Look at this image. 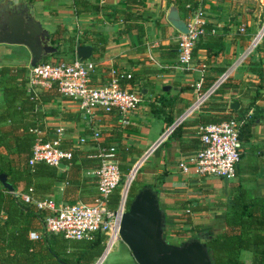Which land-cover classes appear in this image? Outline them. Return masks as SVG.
Listing matches in <instances>:
<instances>
[{"label":"crops","instance_id":"1","mask_svg":"<svg viewBox=\"0 0 264 264\" xmlns=\"http://www.w3.org/2000/svg\"><path fill=\"white\" fill-rule=\"evenodd\" d=\"M19 1L30 5L34 17L47 29L57 53L72 50L75 56L76 43L91 47L87 59L94 63L90 74L93 85L106 83L110 71L115 69L130 73V78L121 79L119 85L138 95L137 106L128 114V124L123 125L115 111L96 109L88 120L77 104L58 93L54 85L37 91L43 93L32 110L37 135L50 138L54 130L62 126L60 146L70 148L77 162L94 158L95 144L99 142L114 146L115 161L120 169L132 165L200 93L223 71L232 68L225 85L217 88L218 91L187 116L173 134L153 148L138 171V182L150 187L157 196L164 214L163 228L182 232L167 233L176 238L172 243L190 238L202 241L200 233L204 229L222 228L226 208L239 189H245L251 196L264 194V23L257 31L259 14L230 8L224 0H204L206 32L194 43L188 65L181 66L176 59L179 32L165 18L174 0ZM178 10L185 20L186 11L179 7ZM241 26L243 31H239ZM253 35L252 42L257 44L246 53ZM66 55L63 60L73 58H68L69 53ZM2 64L27 67L28 51L20 45L0 43ZM233 102L237 106L230 108ZM217 115L243 120L239 127L241 154L233 177H200L182 171L177 164L200 147L198 127L212 122L211 118ZM93 130L99 131L96 141L91 138ZM80 137L86 139L84 143H78ZM0 154L7 163L16 161L12 148L5 150L0 146ZM64 164L65 168H57L65 170L67 164ZM93 171L82 170L77 177L75 202L89 201L95 194ZM64 185L56 182L50 191L31 197H53L56 202L67 203L63 196ZM19 186H16L17 192ZM3 220L4 215H0V223ZM31 240L42 243L32 252L33 264H62L56 255L69 259L65 264H74L71 246L79 239ZM44 244L55 251L60 248L58 244L68 246L56 255L47 253L43 258L41 255H46ZM118 249L104 264H136L126 246ZM243 251L247 250L240 252ZM99 254L89 264H93ZM1 256L2 253L0 264H4Z\"/></svg>","mask_w":264,"mask_h":264},{"label":"built area","instance_id":"2","mask_svg":"<svg viewBox=\"0 0 264 264\" xmlns=\"http://www.w3.org/2000/svg\"><path fill=\"white\" fill-rule=\"evenodd\" d=\"M183 6L186 11L187 31L179 33L176 39V59L181 66L188 65L194 43L206 32L204 0L186 1ZM239 31H243V26L239 28ZM93 68L94 63L91 60L78 59L76 56L67 61L48 60L38 62L34 66L28 64L25 76L26 89L35 93L41 88H50L54 85L58 93L77 104L78 109L88 120L96 109H101L103 112L115 111L119 115L120 123L128 124L127 116L136 108L138 95L133 90L121 88L119 83L121 79L130 78V73H121L112 69L108 81L95 86L90 81ZM231 69L223 71L172 124L165 128L155 142L154 148L216 91L228 78ZM242 122V119L230 118L200 125L197 129L200 147L184 161H180L177 164L178 167L182 171H190L200 177L232 178L241 154L239 127ZM63 132V127L59 126L50 138L42 139L38 134L31 146L28 164L43 162L57 167L59 163L70 159L71 149L60 146ZM98 137L99 131L93 130L91 138L96 141ZM77 140L78 143H84L86 139L80 137ZM149 152L151 150L148 149L131 165L123 184L120 185L122 173L115 161L114 146L96 142L92 156L99 161V167L93 171L95 194L88 203L56 202L53 197L33 199L30 188L26 192H14V196L23 204H33L37 210L45 212L42 217V228L45 233H61L66 239H90L95 233L102 235V251L93 262V264H100L113 243L120 240L118 224L121 215L127 209V190L134 173ZM133 169V175H131ZM118 186L120 190L117 203L114 208H109L108 196ZM185 212L188 213V210ZM39 236L38 231H28L29 239H38ZM257 264H264V260Z\"/></svg>","mask_w":264,"mask_h":264},{"label":"trees","instance_id":"3","mask_svg":"<svg viewBox=\"0 0 264 264\" xmlns=\"http://www.w3.org/2000/svg\"><path fill=\"white\" fill-rule=\"evenodd\" d=\"M191 0H178V7L184 9V3ZM128 2H134L129 0ZM185 11V9H184ZM68 58H72V50ZM48 61L43 57L40 62ZM26 67L23 65H0V91L3 105L0 106V146L5 150L12 148L16 161L7 163L0 154V172L6 174L7 181L11 184L13 191L7 192L0 188V215H4V220L0 223V254L4 264H33V250L42 245L38 240L28 238V231L34 229L40 233L38 239H66L61 233H45L42 228V217L44 211L37 210L33 204H23L14 196L19 186V192H26L30 188L31 195L35 193L48 192L56 182L64 183L63 196L67 203H74L77 200L75 190L79 174L82 170H96L99 161L87 157L81 161H75L72 153L70 159L66 160L65 170L47 165L43 162L28 164L31 146L37 135V130L32 111L37 103L42 91L32 92L26 89ZM226 80L221 83L218 90L225 85ZM217 90V91H218ZM216 91V92H217ZM233 117L228 115H217L211 118L215 123ZM237 119V118H234ZM239 119V118H238ZM6 123L1 125V123ZM208 123V122H207ZM177 125L170 134H173ZM42 139L43 135H40ZM240 140V134H239ZM129 166L120 169L121 173H127ZM137 179V178H136ZM131 181L127 190V201L141 187L147 186L139 184L135 186V180ZM120 186L116 187L108 196L107 206L114 208L119 197ZM35 197V196H34ZM93 197V196H92ZM91 197V199H92ZM36 198V197H35ZM80 201L88 203L91 201ZM81 200V199H80ZM182 234L179 230L166 231L163 234ZM202 242L205 243L206 251L212 264H244L237 257L241 250H251L257 260L251 264L261 263L264 260V194L251 196L243 188L230 199L229 205L223 219V227L213 230L204 229L200 233ZM103 236L95 233L90 239L75 240L72 247V257L74 264H89L93 257L99 254L102 248ZM47 253L58 254L65 244H58L59 249L49 248L44 244ZM62 248V249H61ZM83 248V249H81ZM56 252V253H55ZM62 264L67 260L57 256Z\"/></svg>","mask_w":264,"mask_h":264},{"label":"water","instance_id":"4","mask_svg":"<svg viewBox=\"0 0 264 264\" xmlns=\"http://www.w3.org/2000/svg\"><path fill=\"white\" fill-rule=\"evenodd\" d=\"M165 18L179 33L187 31L177 4L168 6ZM0 43L23 46L28 51L30 66L57 50L50 42L47 29L34 17L30 5L19 0H0ZM74 55L86 59L91 55V47L76 43ZM236 106V102L229 105L230 108ZM57 167L66 166L61 162ZM0 185L8 192L13 191L3 172H0ZM163 226L164 214L156 194L148 186L141 187L127 201V209L118 224L119 239L136 264H212L204 242L190 238L170 243L164 239Z\"/></svg>","mask_w":264,"mask_h":264},{"label":"rangeland","instance_id":"5","mask_svg":"<svg viewBox=\"0 0 264 264\" xmlns=\"http://www.w3.org/2000/svg\"><path fill=\"white\" fill-rule=\"evenodd\" d=\"M173 2L175 4H178V0H174ZM224 3L226 4V6H229L230 8L233 7V9H238V10L241 9V11H245V9H248V13H251V12L255 11L257 14H259V21L257 23L258 24L257 25L258 26L257 31L260 29V27L264 23V12H262L264 10V0H224ZM256 18L257 17H255V19ZM256 32H255V34H256ZM253 37H254V35L252 36V38ZM252 38H251V40H252ZM251 40H250V42H251ZM49 57H51V58H49ZM47 58H48V60H63V59H66L67 58V55L64 52H61V53L55 52V53H53V55H50ZM130 167H131V165L129 166V170H130ZM140 167L136 170L137 172L134 173V176L132 178V181L138 177V171H140ZM126 174H128V173H125V174L122 173L121 180H120V185L123 184V181H124V178H125V175ZM139 184H141V183H139L138 182V179H136L135 180V186H139ZM165 229H166V231L168 230L166 227H165ZM163 236H164V239L166 241L170 242V243H172V241H175V239H176V238L170 237L166 233L163 234ZM122 246L124 247L125 245L121 242V240H117L116 242H114L113 245H112V247H111V249H110V251L108 252V254L106 255V257L104 258V260L102 261L101 264L106 263L109 260L110 255L112 253L118 251L119 250L118 247H122ZM254 254L255 253H253L251 250H247L245 252L243 251V252L238 253L237 254V257L239 259H241L244 262V264H250L251 261L257 260L256 256L254 257ZM255 255H257V254H255Z\"/></svg>","mask_w":264,"mask_h":264},{"label":"bare ground","instance_id":"6","mask_svg":"<svg viewBox=\"0 0 264 264\" xmlns=\"http://www.w3.org/2000/svg\"><path fill=\"white\" fill-rule=\"evenodd\" d=\"M256 35V34H255ZM253 39V38H252ZM251 42H252V40H251ZM254 44H256V43H254V41L252 42V43H250V45L248 46V49L246 50V52L254 45ZM130 177V176H129Z\"/></svg>","mask_w":264,"mask_h":264}]
</instances>
